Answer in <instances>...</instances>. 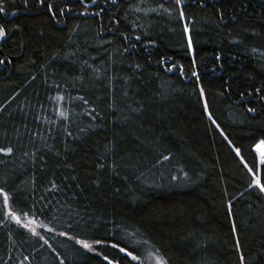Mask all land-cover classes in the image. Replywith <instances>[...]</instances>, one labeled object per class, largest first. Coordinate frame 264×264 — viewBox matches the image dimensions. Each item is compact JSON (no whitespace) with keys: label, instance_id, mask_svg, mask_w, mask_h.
I'll use <instances>...</instances> for the list:
<instances>
[{"label":"trees","instance_id":"trees-1","mask_svg":"<svg viewBox=\"0 0 264 264\" xmlns=\"http://www.w3.org/2000/svg\"><path fill=\"white\" fill-rule=\"evenodd\" d=\"M0 7V264H264V0Z\"/></svg>","mask_w":264,"mask_h":264},{"label":"snow or ice","instance_id":"snow-or-ice-1","mask_svg":"<svg viewBox=\"0 0 264 264\" xmlns=\"http://www.w3.org/2000/svg\"><path fill=\"white\" fill-rule=\"evenodd\" d=\"M44 2H45V0H40L41 4H44ZM181 2H182V0H177L178 4L181 3ZM93 3H95V0H93ZM47 7H48V11L51 13L52 12V5H48ZM4 11H5V9L3 7H0V12H4ZM61 11H63V9H61ZM54 14L55 13H53V15ZM184 15H185L184 12L181 10L180 16L183 18ZM185 31L186 32L188 31L187 25H185ZM6 35H7V33H6L5 29L2 26H0V38L4 37ZM137 39H139V37H137ZM188 46L189 47L192 46L191 37H189ZM0 63H2V61H0ZM193 75H196V73H193ZM257 91H260V89H257ZM201 94L203 95V89L202 88H201ZM205 107H207V105H205ZM249 111H254V110L253 109H249ZM61 115H63V113H61ZM69 135H70V133H69ZM255 150L257 152H260V155H261V161L260 162H261V164H264V140H261L259 142V144L256 146ZM236 151H237V154L239 155L240 154V150L237 149ZM12 152H13V149L11 147H7V148L0 147V153H3L4 155H10V154H12ZM25 155H27V153H25ZM163 159L167 160V159H169V157L165 156V157H163ZM101 167H103V165H101ZM248 171L252 172V168H249ZM253 185H255L257 188H259V190L261 192H264V184L261 183V180L259 178H255L253 180V182L251 184H249V187H252ZM52 186H53V188L57 187L54 182H53ZM0 193H3V189L2 188H0ZM8 201H9V196L7 195V193H4L5 206H7ZM229 209L231 210V201H229ZM21 213L23 215H27V213L23 212V209H21ZM9 214L12 215L16 219V222L18 224L20 223V217L19 216H16L14 212H11ZM22 227L29 228V225L28 224H23ZM29 230L33 231L34 234L38 235V233H35L34 229H29ZM233 231L234 232L236 231L235 222H233ZM62 235H65V233H62ZM76 243L80 244L83 248H85V249H87L89 251H94L92 244L88 243L86 240H76ZM94 243L101 244V243H103V241L96 240V241H94ZM237 246H239V240L238 239H237ZM112 247L113 248H117L119 246L114 244V245H112ZM119 250L121 252H126L125 248H120ZM126 254H127V256H130L133 260H138L139 259V257L132 255L131 252H127ZM104 259L108 260V257L105 256ZM240 259H241L242 264H243L244 256L241 255ZM109 264H111V261L109 262ZM117 264H118V262H117ZM160 264H164V261L161 260Z\"/></svg>","mask_w":264,"mask_h":264},{"label":"rangeland","instance_id":"rangeland-1","mask_svg":"<svg viewBox=\"0 0 264 264\" xmlns=\"http://www.w3.org/2000/svg\"><path fill=\"white\" fill-rule=\"evenodd\" d=\"M259 144V143H258ZM257 144V145H258ZM256 145V146H257ZM255 149H256V147H255ZM256 151V150H255ZM256 153H257V155H258V157H259V160L261 161V155H260V152H257L256 151ZM12 211L8 208V215H9V217L12 219V220H14V221H16V219L12 216V215H10L9 213H11ZM16 215V214H15ZM17 216V215H16ZM19 224H21V225H23V224H28L29 225V228L28 229H34V231H35V233H40V230L42 229V228H44V225H42L41 223H39L38 221H36L35 219H33V218H30V217H20V223ZM88 243H90V242H88ZM90 244H92V246H93V249L95 248V246H96V244H94V243H90ZM161 260H163V258L161 257V256H159V255H157V254H154V253H152V254H149V255H147L146 256V258L145 259H139V260H135L138 264H160V261ZM164 261V260H163ZM164 264H166V262L164 261Z\"/></svg>","mask_w":264,"mask_h":264}]
</instances>
